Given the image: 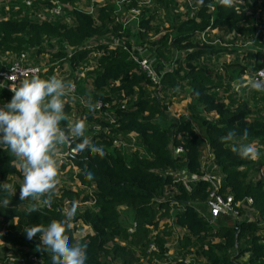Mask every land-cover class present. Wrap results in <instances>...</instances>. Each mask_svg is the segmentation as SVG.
<instances>
[{"label":"trees","instance_id":"16d2710c","mask_svg":"<svg viewBox=\"0 0 264 264\" xmlns=\"http://www.w3.org/2000/svg\"><path fill=\"white\" fill-rule=\"evenodd\" d=\"M125 1L122 8L140 10L137 39L151 59L174 65L160 90L134 61L139 51L112 0L93 16L75 9L70 23L30 17L24 6L10 13L0 7L1 55L27 53L30 65L59 61L61 70L69 64L71 75L63 80L75 82L77 96L88 105H110L103 110L107 115L87 114L85 137L103 155L79 153L72 159L77 170L58 167L50 207L43 204L45 197L20 201L19 162L6 147L0 149V182L14 187L0 190V201L10 200L8 207L0 205V264H30L31 255L51 264L48 253L37 250L39 234L29 240L24 229L64 220L67 201L79 206L66 238L85 248L86 264H264V100L250 104L233 89L264 69V0L231 7L218 0L203 5L151 0L141 8L138 0ZM46 4L39 0L33 12ZM208 27L217 31L207 34L208 40L233 35L234 41L253 46L207 45L201 34ZM86 61L95 70L82 77L79 68ZM5 97L0 90V104ZM186 100L188 115H167L173 104ZM64 101L68 119L62 128L71 123L72 105L75 117L86 112L78 97ZM241 144L257 146V158H240L233 149ZM178 147L183 152L176 155ZM208 149L207 168L213 164L223 178L221 194L243 205L236 219L217 220L225 221L223 226L212 225L209 212L201 211L208 209L211 192L203 179ZM184 172L197 177L191 187L182 180ZM173 243L178 245L171 257Z\"/></svg>","mask_w":264,"mask_h":264},{"label":"clouds","instance_id":"9594fccd","mask_svg":"<svg viewBox=\"0 0 264 264\" xmlns=\"http://www.w3.org/2000/svg\"><path fill=\"white\" fill-rule=\"evenodd\" d=\"M203 5L204 0H196ZM223 7H231L233 0H219ZM11 79V78H10ZM72 85L55 76L44 80L38 77L24 78L17 86L12 83L9 88L13 93L9 102L0 105V149L17 158L18 170L23 177L19 188V199H43L49 205L51 195L56 187L60 149L79 139L72 149L76 153H99L102 148L92 146L85 137L86 123L83 119L74 121L62 128L61 121L68 118L64 112L65 97ZM244 136H247L245 131ZM234 132H229L231 140ZM242 159L254 158L257 150L253 144H241L234 148ZM15 166V165H14ZM91 179V173L88 174ZM0 190L13 192V185L0 182ZM10 200L5 198L0 205L8 207ZM78 203H70L62 221L53 220L46 227L40 224L24 229L26 238L32 240L39 234L37 250L48 253L51 264H86L85 248L70 244L66 233L70 229L69 221L76 215ZM33 210L36 206L33 205Z\"/></svg>","mask_w":264,"mask_h":264},{"label":"built area","instance_id":"2783aa9c","mask_svg":"<svg viewBox=\"0 0 264 264\" xmlns=\"http://www.w3.org/2000/svg\"><path fill=\"white\" fill-rule=\"evenodd\" d=\"M39 0H0V7H4L5 12L10 13L13 11H20L21 6H24L25 9L24 14L30 15V17H35L42 20H55V19H62L67 23H70V20L73 18L72 13L75 11V9H78L80 11H84L89 15H94L98 8L104 6L108 0H48L49 4L42 5L40 7L41 9L39 11H34L35 3ZM45 1V0H40ZM121 10L122 15H124V9L122 6L126 2L125 0H122L121 2L114 1ZM140 8L142 6H150L151 0H138ZM182 2L184 1H191V0H180ZM219 2V0H218ZM233 3L237 4H243V0H233ZM129 13L133 15V18H137L140 15L139 8H132L127 10ZM124 26L127 27V21L125 19V16L123 18ZM125 27V28H126ZM213 33L217 34L216 30H213L211 27H208L205 31L201 34V40L203 43L207 45H213V46H222L227 48H249L252 47L253 44L251 42H248L246 44H242L238 41H234V36L231 35L228 38L219 39L215 38L214 40H208L207 34ZM264 42V39H263ZM65 48H67L69 51L68 45H65ZM135 51L136 48L134 47ZM264 50V49H263ZM138 52V51H137ZM99 53H96L94 55L96 61H94V64H97V56ZM150 58L149 60H146L142 58L139 54V57L136 56L134 58V61L137 65H139L140 69L147 75L148 79L151 80L154 87L158 88L159 90L163 86V81L166 75V70L171 69V65L161 60L159 63H154V60L151 59L150 55H148ZM58 62L54 63H44L39 65H30L29 64V56L27 53H20L17 56H14L10 51L6 52L5 54H0V90L7 94V97H5V102L7 103L11 100L13 93L10 91L9 86L14 83L17 86L24 78H33L38 77L40 79L47 80L53 76L59 79H63L64 77H69L71 75V67L69 64L65 65L64 69H60V65ZM157 66H159L160 69H157ZM174 66V65H173ZM79 70L82 71V77L85 76L87 72L94 71L95 66L90 65L88 61L84 62L82 64V67L79 68ZM11 78V79H10ZM264 82V69L259 70L254 76H245L241 83H236L233 85V89L236 92H240L242 87H248L252 86L254 84H260ZM72 85L71 91L68 92V94L63 97L65 100L72 98V97H78V99L81 100V103L85 107L86 112L83 114V116L80 118L78 116L75 117L76 114V106H71L72 109V115L71 116V123H73L76 120L83 119L86 123V129L89 128V124L87 123V114L88 113H94L95 111L104 112L106 115L108 114L106 111L110 109V105H105L102 102H97L95 105H88L85 103V101L77 96V86L75 82L70 83ZM3 103V104H4ZM0 104V105H3ZM76 108V109H75ZM186 115V114H185ZM176 118H179L175 116ZM88 135L85 132V136ZM135 137V135L133 136ZM75 147L74 140L69 144L63 147V150L60 151L59 156V162L58 167L61 170H64L66 172L70 171L71 169L77 170V167L75 166V163H73V158L79 155V153L73 152L72 149ZM256 150L258 147H255ZM183 152V147H178L175 150V154L178 155L179 153ZM212 160V154L210 150H207V154L203 157V166L205 168V174L203 176V179L210 182L211 184V192L209 193V203H208V209H209V220L212 225L216 222L219 218L226 217L228 219L234 220L237 216H239L240 210L242 209L243 205L241 202H236L235 198L232 196H223L221 194L222 189V176L216 172L215 166L211 164L208 168L207 165ZM206 170H209L207 172ZM262 175H264V166L260 169ZM185 173V172H184ZM187 173V172H186ZM183 174V173H182ZM181 174V175H182ZM190 174V173H188ZM190 177H192L193 182L196 181L197 177L190 174ZM248 205L251 206L253 203L252 199H248ZM70 202L67 201L65 203V211L67 207L69 206ZM50 207V204L47 205ZM64 211V213H65ZM88 227H85L83 232L86 233ZM22 261V260H21ZM20 261V262H21ZM30 264H43V261L40 260L38 257L31 255L29 257ZM21 264H27L26 261H22Z\"/></svg>","mask_w":264,"mask_h":264},{"label":"rangeland","instance_id":"374dc122","mask_svg":"<svg viewBox=\"0 0 264 264\" xmlns=\"http://www.w3.org/2000/svg\"><path fill=\"white\" fill-rule=\"evenodd\" d=\"M114 1L121 2V4H122V0H114ZM164 3L167 4L168 3V0H164ZM124 16H125V19H126V21L128 23L127 24V27L132 32V42L134 43V47L136 48V51H139V54H140V56L142 58H144L146 60H149L150 58L148 57V55H149L148 52L145 51V48L143 47L142 43L140 41H138V39H137V32H138V28H139V24H138L139 23V19L133 18V15L131 14V12L129 13V11H127L126 8L124 9ZM157 69H160L161 70V68H159V66H157ZM251 87L252 86L242 87L241 89H243V90L240 91L241 94L244 97H247V92L248 93L251 92ZM187 102H188V100L183 101L181 103H178L177 102V103L173 104V106H171L170 109L167 111V115L168 116H170V115L171 116H174L175 115L177 117H180L182 114H185V113L187 114V112L185 111V108L187 107ZM195 125H196V127H197V129H198V131L200 133L203 132L201 127H199L197 124H195ZM63 147L60 149V151L63 150ZM257 154L255 155L254 159L257 158ZM64 170H66V169H64ZM206 171L209 172V170H206ZM181 177H182V180L186 183V185L189 186V187H191V183L193 182V180H192V177H190V174H188V173L185 172V173H183L181 175ZM122 209H124V208H122ZM201 211H203V215H208L209 209H207V210L205 209V211L204 210H201ZM127 214L128 213H126V215ZM225 223H226L225 221H216L213 224H214V226H219V225L220 226H223ZM228 225H230V224H228ZM88 229L89 228H87V231H88ZM131 232L134 233L135 230L131 229ZM178 235H179V230H178ZM177 245H178L177 243L176 244H174V243L172 244V251L169 253V256L173 257L175 255V250H176ZM150 252H153V248L150 250Z\"/></svg>","mask_w":264,"mask_h":264},{"label":"crops","instance_id":"0c3cea01","mask_svg":"<svg viewBox=\"0 0 264 264\" xmlns=\"http://www.w3.org/2000/svg\"><path fill=\"white\" fill-rule=\"evenodd\" d=\"M241 90H243V89H241ZM238 93H239V97L241 96V97L245 98L250 104L261 103L264 100V99H261L262 98L261 94L264 96V82H262L260 84H254V86L252 85L251 92L250 93L247 92V97H244L241 94V92H238ZM64 172H66V171H64Z\"/></svg>","mask_w":264,"mask_h":264}]
</instances>
